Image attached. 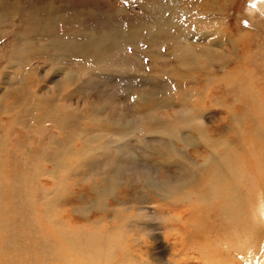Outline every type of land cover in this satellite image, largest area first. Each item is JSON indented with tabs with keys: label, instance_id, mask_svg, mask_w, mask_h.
<instances>
[{
	"label": "rangeland",
	"instance_id": "obj_1",
	"mask_svg": "<svg viewBox=\"0 0 264 264\" xmlns=\"http://www.w3.org/2000/svg\"><path fill=\"white\" fill-rule=\"evenodd\" d=\"M182 51H185V58L180 56ZM23 59L24 62H21ZM236 66L238 68L235 69ZM30 70L33 78L24 85L23 77H27ZM236 70L241 73L239 77ZM211 89L208 105L203 101L197 102L198 96L188 102L189 90L208 92ZM249 93L261 100L259 112L252 100L253 95L250 97ZM181 94L184 95L183 100L179 98ZM233 97L240 100L236 101ZM17 101H22L19 107ZM144 101L166 102L167 107L141 115L137 105ZM6 105L12 106L8 112L4 108ZM100 108L102 111H98ZM244 109L247 110V119L240 116L235 121L232 115L243 113ZM92 112L94 114L90 115ZM257 112L260 113L261 124L254 125L252 115L256 116ZM51 115L58 120L59 126L65 120L69 132L76 133L77 139L72 138L71 142L78 145V153L92 146L88 138L82 140L85 130L80 120L84 117L95 115L100 121L106 116L122 118V121L131 122L137 130L136 134L129 135L132 136L129 140L133 146L131 152L125 153L126 148H105L104 144L97 146L98 153H110L116 161L127 164L123 167L115 163L117 171L111 178L117 180L118 177L127 182L118 188V211L125 214L120 203L124 202L136 205L137 208L131 205V211L138 210L142 214L131 216L126 221L124 219L121 226L129 239L134 236L138 240L139 245L133 249V255L146 260L148 256L138 251L149 248L148 255L152 260L163 264H184L192 258V255L180 251L181 243H184L196 245L199 251L210 252L212 259L215 256L214 259H218L215 254L217 243L223 242V238H239L229 231L243 230L237 224L223 226L222 235L218 238L216 232L210 233L203 227L200 221L206 222L207 226L221 224L220 201L213 202L209 197L211 203L204 215L199 209L192 212V206L196 204L194 200H190L192 204H170L163 200L160 192L152 191L142 176L158 172L166 182L176 180L177 177L172 174L174 171L180 174H185L187 170L195 172L191 166L187 170L180 166L163 167L156 158L149 159V147L160 140L166 142L164 138L169 134L168 127L173 128L178 139L186 141H179L184 153L195 156L198 151H203L198 127H205L211 132L218 126L217 136L222 140L232 141L238 137L239 145L232 146L233 149L238 147L234 151L235 162L247 169V176L252 177L253 182L250 186L263 191V194L256 191L249 193L250 197L244 194L243 202L247 206L241 218L251 215L253 209L255 212L260 200H264L261 188H264V149L261 148L264 146V0H0V141L4 144V150L0 149V165L8 163L0 168V175L9 167L16 169L8 172L2 181L0 179V198H7L5 205L0 206V218L6 223L22 217L25 223L21 227L27 228L37 222L35 203L37 210H42L45 215L43 224L37 222V229H52L54 223L68 219L71 223L83 224V217L73 212L72 207L89 203L96 197L85 179L97 175L98 169L89 176L86 169L83 172L87 175L85 178H77L76 172H65L53 179L36 176V182L42 181L52 191L59 182L68 185L71 191L66 199L56 197L55 193L38 196V193L32 192L34 183L19 172L25 170L23 165L27 161L24 162V158L32 159L27 153L26 146L29 145L23 142L15 146L20 133L27 135L33 131L28 136L30 141L29 137L33 135L34 142L47 138L51 146L59 138L64 139L63 130L51 121ZM69 117L76 121H69ZM223 124L237 128L224 129ZM253 144L255 148L251 147ZM157 145L161 147V144ZM174 148L177 146L174 145ZM224 149L225 145L218 146L219 153H223ZM178 156L179 151L173 158ZM40 162L33 159L34 169H44L43 166L46 170L53 168L45 158ZM105 162L113 166L112 157L105 156ZM213 171L206 174L204 182H209ZM242 179L244 182L247 177ZM97 180L101 181V178ZM188 180L186 178L184 182ZM7 182L26 185L24 188L14 186L11 190L3 189ZM198 191L206 192L207 187ZM54 199H61V204L53 206ZM112 199L110 202L115 204ZM157 203L163 207L160 213L155 209ZM61 210L65 214L55 216ZM101 212L92 211L91 218L102 219L104 228L117 226L111 223L113 218L107 216L109 213ZM146 219L152 225L146 226ZM182 221L200 224L197 229L192 224L191 227L188 225L195 232L194 237ZM182 229L187 230L186 238L176 240ZM225 232L230 236H225ZM166 234L169 236L165 239ZM6 235L10 236L8 240ZM16 235L18 233L1 225L0 262L8 260L9 264H23L35 252H40L48 263L64 248L59 252H50L40 246L28 247L23 243H14ZM237 243L231 248H235ZM248 244L245 247H250ZM256 244L259 246L257 251L250 252L246 258L249 264L248 257L251 261L255 260L254 264H260L259 260L264 259V239L256 241ZM233 254L240 257L238 250ZM116 258L124 259V255L116 253L111 262Z\"/></svg>",
	"mask_w": 264,
	"mask_h": 264
},
{
	"label": "bare ground",
	"instance_id": "obj_2",
	"mask_svg": "<svg viewBox=\"0 0 264 264\" xmlns=\"http://www.w3.org/2000/svg\"><path fill=\"white\" fill-rule=\"evenodd\" d=\"M99 47H101V45ZM40 50L42 52L41 54H43L44 49L41 47ZM185 55H186L185 51H182L180 53V56L183 58H185ZM26 60L27 59H25V61ZM20 61L24 62V59ZM183 63L179 65H181L182 67ZM223 65H225V63H223ZM236 68L238 67L236 66L235 69ZM236 73L238 74L237 77H239V75L241 74L237 70ZM31 78H33V76H32V71L30 70L28 76L23 77L22 83L24 85H26L27 83L29 84ZM228 89H230V86H228ZM212 91L213 90L211 89L210 91H208L209 92L208 93L205 91L196 92L195 90H189L188 92L190 94L187 95L188 102L193 100V97H195L196 99V97L198 96L196 99L197 102L203 101L205 102L206 105H208L209 103L208 97L210 96V92ZM239 93H240L239 95L242 96L241 91ZM251 94L253 95L252 100L255 104H257L256 108L259 112L260 111L259 109L262 106V102L261 100H259V98L256 95H254L253 93ZM27 95L28 92L26 91V96ZM179 98L183 100L184 95L181 94ZM233 98L236 101L240 100L239 97H233ZM214 99L219 100L217 98ZM21 103L22 101H17L16 102V104H18L17 107H19ZM189 106L192 107L190 103ZM11 107L12 106L6 105L4 108L6 109V112H8L11 109ZM166 107H167L166 102H155V101H144V102H140L137 105V109L139 110V113L141 115H147L154 111L162 110ZM207 108H205V111H207ZM98 111H102V109L100 108ZM242 111L243 113L232 115L235 118V121H237L240 116L244 120L247 119V115H246L247 110L244 109ZM258 112L256 113V116L252 115L253 116L252 121L254 125L261 124V119L259 117L260 113L258 114ZM91 114L94 113L92 112L90 113V115ZM243 114L245 115L244 117ZM51 117H52L51 121L54 122L57 127H61V129L63 130L65 135L64 139L62 140V138H59L54 143V145L51 146L47 138L44 140H39L41 138L40 137L38 139L39 140L38 142H34L32 141V137L34 136L33 135L32 137L31 136L29 137L31 139L30 141L28 139V136L31 135L33 131L32 133L29 131L27 135H23V133H20V138L17 137L18 139L16 140L15 146H19V144L23 142L29 145L26 146L28 148L27 153L32 156V159L24 158V162L27 161V163H24L23 165L25 170L24 171L19 170V172H23L24 175L27 176L26 179L34 183L35 187L32 188V192L38 193L37 194L38 196L44 197L48 194L55 193L56 197L59 196L63 199L64 198L66 199L67 196L70 194L69 192L71 191L68 185H62V183L59 182L58 185L55 187V190L52 191V188H47L46 186H44L42 181L41 183L43 185L40 183V181L36 182V176L38 175L41 178L47 177L48 179H53V178H58L59 176L63 175L65 172L66 173L74 172V174L76 172L75 176L77 178H85L87 177V175L86 176L83 175V172H85L86 169L89 170L88 176L91 175L96 169H98L97 175L90 176L85 179V182H87L86 184H88L90 190L96 193V197L92 198L89 203L86 204L84 203L82 205L72 207L73 212L83 217L84 220V221L82 220L83 224H79L77 222L71 223V220L68 219L64 222H58L57 224L54 223V228L52 227V229H45L43 227L37 229L38 227L37 222L43 224L45 215L42 210L39 209L37 210V206L35 203H34V210L37 212L35 217L37 222H33L32 225L27 228L21 227L25 223V220L22 217H20V219L12 220V222L10 223H6L0 218V227L1 225H6L9 229H12L14 232L18 233V235H16L14 239V243H23L28 247L40 246L47 248V251L50 252H59L62 249V247H64L61 250V252L65 250L63 255L59 257L61 252L57 253L53 257L55 259L48 263L47 261L43 260L42 258L43 254H41L40 252H35L31 257H28L23 264H69L70 262H75V264H105V263H110L111 259L113 258V256H115L116 253L119 254L122 253L124 255V259L116 258L111 262V264H157V263L163 264L159 261L150 259L148 255L149 248L140 249V251H138V252H143L144 256H148V259L146 260L140 259L139 257L132 254L133 249L139 245L138 240L134 236H131V238L129 239L127 236V232L124 229H122L121 226H123L124 219L126 221L129 220L127 218L131 216L134 217L135 215L139 216L142 214H139L138 210H135L133 213V211H131L132 204L129 205V204H125L124 202H120V203H122V209L125 214L118 211L119 201H116V197L119 194L118 188L119 186L122 187L124 184H127V182H123L119 180L118 177L117 180L111 178V175L116 174L117 171L115 170V163H119V165L123 167H125L127 164H123L120 161H116L117 160L116 157L110 153L100 154L97 152V149L99 148L97 146H100L102 144H104L105 148L113 147V149L117 148L121 150H124L126 148L125 153L131 152L133 150V146L130 144L129 140L132 136L129 135H132L133 133L136 134L135 132L137 131L134 128L133 124L131 122L122 121L123 120L122 118L117 119L110 116H106L105 118L101 119V121L95 115L92 117L89 116L82 118L80 122L85 130V134H83L82 140L88 138V141L92 146L85 147L81 150L80 153H78V145L75 144L74 142H71L73 141L72 138L77 139L78 136L76 135V133L69 132L68 125L65 122V120H63L62 126H59L60 124H58V120L54 119L52 115ZM68 120L76 121L74 118L71 119L70 117L68 118ZM221 126H223L224 129H229V130H235L237 128V126L231 124L230 125L223 124ZM217 129L218 126L215 128L214 131L209 132L208 130L207 131L205 130V127L202 126L198 127V130L201 133L199 134V137L201 138L200 146L203 147V151L202 152L198 151L195 154V156L194 155L188 156L186 155V153H184V151L180 148L183 146L179 143V141L181 143H186V141L181 140V138L178 139L176 132L171 127H168L169 134L167 137L164 138L166 142L162 140L158 141L157 144H161V147L158 148V145L155 144L154 146H151L148 149V153L150 154L149 159L153 160L154 158H156V160L162 162L161 165L163 167L178 168V166H180L182 169L187 170L189 169V166H191L192 168L195 169L194 173H189V171L187 170L185 174H180V172L178 173L174 171L172 172V174L177 177L176 180H169L166 182L165 180L160 178L158 172H156L154 175L151 172H148V174H143L142 180L145 181L146 185L152 191L160 192L159 194L163 197L164 201H168V203L176 205L181 202H190V200H194L196 204L192 206L194 207L192 212L199 209V211L204 215L205 209L211 203L209 197H212L211 199L213 202L220 201V203H218V208L220 209L223 218L221 219V224H219V226H215L216 223L213 226L212 225L207 226L205 224L206 222L200 221L203 227L207 228V230L209 229L210 233L216 232L218 238H220V236L222 235V233L220 234V232L222 231L221 228L223 226L229 227L237 224L239 228H243V230L240 231L241 233L236 232V230L229 231V232H234L233 236L238 235L239 238L234 237V240L233 238H223L224 239L223 242L217 243L218 246L215 249V254L217 255L218 259H214L216 256L212 259V257L209 254L210 252H206L203 250L199 251L200 249H197L196 245L193 246V245L181 243L180 251H185V254L192 255V258L187 259V263L184 264H194V263L249 264L246 262L247 256L249 255L250 252L252 253L257 251V247H259L257 244H256L257 246L255 245V242L264 239V215H263L264 200L262 201L260 200V203L255 212L253 209L251 215L243 217L246 219L241 218L243 210L247 206L244 205L243 202L244 194L250 197L249 193H254L256 191V192H262L263 194V191L258 187L254 189L250 186L251 183H253L251 182L252 177L247 176L246 168L239 167L235 162V159L237 157L234 151L236 150V148H238L237 146L240 143L238 137L233 138L232 141L226 139L222 140V138L217 136ZM174 145H176L177 148H174ZM219 145H225V149L223 153H219L218 150ZM233 145H237V146L233 149L232 147ZM251 147L255 148L256 145L253 144L251 145ZM261 148L264 149V146ZM0 149L4 150V144L1 141H0ZM185 149L187 148L185 147ZM178 151L180 152V156L173 158ZM105 156L112 157L113 166H110L108 162H105ZM43 158H45L46 163H49L50 165L53 166L52 169L49 168L48 170H46V167L43 165L42 166L44 169H39V168L34 169L36 165L33 164V159L38 160V162L40 161L42 162ZM4 164L8 165V163H4ZM4 164H1L0 168H3ZM7 165H5V167H9ZM212 169L214 171L212 172V174L209 175L210 177L209 182L207 183L204 182L205 177L208 176L206 174L211 172ZM14 170L16 169H12L9 167L7 171H5L2 175H0L1 181L8 172H12ZM251 174L252 175L254 174L253 170H251ZM254 176L255 175H253V177ZM243 177H247L246 181L244 182L242 179ZM97 178H101V181L97 180ZM186 178L187 180L188 179L189 180L187 182H184ZM261 178L263 179V177ZM77 182L81 183L80 181ZM245 182L247 184H245ZM104 184L107 186H105ZM25 185L26 184H19L17 182H7L5 186H3V189L11 190L13 189L14 186H22L24 188ZM204 187H207L206 192L198 191L203 189ZM261 188L264 190L263 187ZM43 191H47V192L41 194ZM110 198H113L116 203L115 204L111 203ZM39 200L41 201V203H43L42 199ZM6 201L7 198L5 196L0 198V206H4ZM60 204H61V199H54L52 201L53 206H57ZM132 207L137 208L136 205H132ZM160 208L163 207H161L160 203H157L155 209L158 211V213L162 211V209ZM92 211H102L103 213H109L107 216H111L113 218V221L111 223L117 224V226H111L110 228H107V226L106 228L102 227L103 226L102 219L91 218ZM63 213L64 210L58 211L55 214V216L58 215L62 216ZM185 215L186 214L182 216V219L185 218ZM205 216H207V212L205 213ZM257 217L261 219L257 220ZM182 223L186 225V228L189 230L190 235L194 237L195 232L190 230L188 228V225L189 227H191L190 224H192L195 227V229H197L198 227H200V224L195 221L189 224H187L186 221H182ZM144 224L146 226L152 225L150 222L147 221V219ZM140 225H143V223H141ZM179 232H180L179 233L180 236H178L176 240L180 239L182 241V239L186 238L187 230L182 229V231L179 230ZM228 235L230 236V234H227L225 232V236L229 237ZM168 236L169 235L166 234L164 236L165 239L166 237L168 238ZM5 237L6 240L10 238L9 235H6ZM207 241L210 242V240ZM235 242H238L237 246L235 248H231V246ZM247 243L250 244V247L248 248L245 247V244ZM254 245L256 247H254ZM164 247L167 248L166 245H164ZM236 250H238V252L240 253L239 254L240 257H235L236 255L233 254V252ZM68 252L70 254L66 255V253ZM73 252L76 253L73 254ZM72 258L73 260H70ZM248 260L250 264L255 263V260L251 261L249 257ZM263 260L264 259L262 260L260 259L259 263L264 264ZM0 263L9 264V261L2 260Z\"/></svg>",
	"mask_w": 264,
	"mask_h": 264
}]
</instances>
